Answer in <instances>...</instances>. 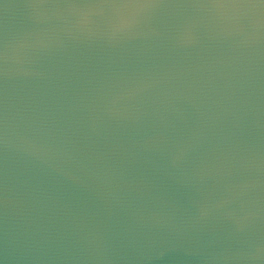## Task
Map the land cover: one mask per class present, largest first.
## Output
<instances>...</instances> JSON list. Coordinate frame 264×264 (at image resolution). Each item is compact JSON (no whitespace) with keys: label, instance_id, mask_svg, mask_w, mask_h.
I'll return each mask as SVG.
<instances>
[{"label":"water","instance_id":"water-1","mask_svg":"<svg viewBox=\"0 0 264 264\" xmlns=\"http://www.w3.org/2000/svg\"><path fill=\"white\" fill-rule=\"evenodd\" d=\"M0 0V264H264L258 0Z\"/></svg>","mask_w":264,"mask_h":264},{"label":"clouds","instance_id":"clouds-1","mask_svg":"<svg viewBox=\"0 0 264 264\" xmlns=\"http://www.w3.org/2000/svg\"><path fill=\"white\" fill-rule=\"evenodd\" d=\"M143 5H113V7H125V8H134V7H142ZM216 7H233V8H239V7H248V8H264V4H231V5H216Z\"/></svg>","mask_w":264,"mask_h":264},{"label":"snow or ice","instance_id":"snow-or-ice-1","mask_svg":"<svg viewBox=\"0 0 264 264\" xmlns=\"http://www.w3.org/2000/svg\"><path fill=\"white\" fill-rule=\"evenodd\" d=\"M258 2L260 4H264V0H258ZM234 4H238V3H234ZM124 5H138L137 4V0H127L126 3H124ZM219 5H224L223 3L219 4Z\"/></svg>","mask_w":264,"mask_h":264}]
</instances>
